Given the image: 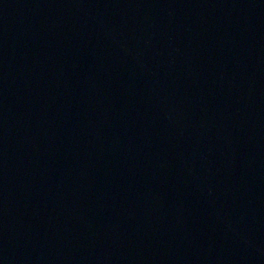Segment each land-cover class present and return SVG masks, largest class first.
<instances>
[{
  "label": "water",
  "instance_id": "1",
  "mask_svg": "<svg viewBox=\"0 0 264 264\" xmlns=\"http://www.w3.org/2000/svg\"><path fill=\"white\" fill-rule=\"evenodd\" d=\"M0 264H264V0H0Z\"/></svg>",
  "mask_w": 264,
  "mask_h": 264
}]
</instances>
